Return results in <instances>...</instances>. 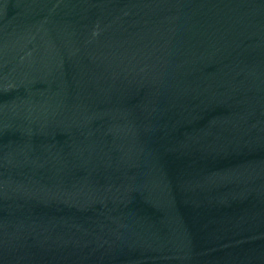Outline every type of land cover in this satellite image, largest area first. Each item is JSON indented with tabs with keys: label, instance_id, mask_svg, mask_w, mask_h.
<instances>
[{
	"label": "water",
	"instance_id": "1",
	"mask_svg": "<svg viewBox=\"0 0 264 264\" xmlns=\"http://www.w3.org/2000/svg\"><path fill=\"white\" fill-rule=\"evenodd\" d=\"M0 264H264V0H0Z\"/></svg>",
	"mask_w": 264,
	"mask_h": 264
}]
</instances>
